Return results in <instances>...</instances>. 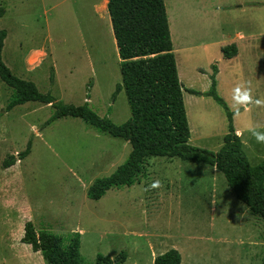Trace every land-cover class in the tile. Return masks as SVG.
Instances as JSON below:
<instances>
[{
	"label": "rangeland",
	"instance_id": "obj_1",
	"mask_svg": "<svg viewBox=\"0 0 264 264\" xmlns=\"http://www.w3.org/2000/svg\"><path fill=\"white\" fill-rule=\"evenodd\" d=\"M165 2L189 143L217 152L228 131L225 109L205 94L217 62V92L235 112L250 165L260 164L264 143L249 129L264 132V0ZM105 6L104 0H0V29L7 30L3 60L41 92L64 103H88L121 124L131 109L124 89L114 96L121 60ZM234 41L241 50L226 58L222 47ZM238 87L250 89V104ZM13 92L0 78V264H47L21 242L29 220L65 244L80 232L84 264L122 251V264H154L171 248L180 251L181 264H264V222L235 197L216 167L152 157L134 185L91 199L90 185L124 163L131 145L81 118L47 124L55 114L51 104L29 101L7 111ZM29 140L30 154L5 168L4 160L24 151Z\"/></svg>",
	"mask_w": 264,
	"mask_h": 264
},
{
	"label": "trees",
	"instance_id": "obj_2",
	"mask_svg": "<svg viewBox=\"0 0 264 264\" xmlns=\"http://www.w3.org/2000/svg\"><path fill=\"white\" fill-rule=\"evenodd\" d=\"M107 9L120 56L122 82L114 96L124 89L131 116L121 124L108 116H101L88 103L76 105L58 101L51 93L40 91L34 81L17 76L3 60L7 30L0 29V78L14 89L6 106L10 111L20 104L35 101L51 104L55 114L46 122L72 116L113 137L122 138L131 145L124 163L109 176L97 178L89 187L88 196L99 200L114 187L132 186L143 176L152 157L180 158L192 163L216 167L226 177L235 197L243 202L253 215L264 222V159L251 166L239 131L234 123L235 112L217 92L218 64H213L211 88L205 93L213 96L225 109L228 131L217 152L189 143L191 129L184 101V86L180 79L170 20L165 0H108ZM3 9H0V14ZM223 55L232 58L238 54L235 42L222 47ZM191 93H199L188 89ZM188 104V108H189ZM32 140L24 151L11 155L3 162L8 168L30 154ZM21 242L40 252L47 264H84L81 255V233L76 232L65 244V239L47 229L37 230L29 220L24 225ZM125 251L112 258L98 254L95 264H122ZM177 248L158 254L154 264H181Z\"/></svg>",
	"mask_w": 264,
	"mask_h": 264
},
{
	"label": "clouds",
	"instance_id": "obj_3",
	"mask_svg": "<svg viewBox=\"0 0 264 264\" xmlns=\"http://www.w3.org/2000/svg\"><path fill=\"white\" fill-rule=\"evenodd\" d=\"M237 92H244L245 96H244V100L246 103L250 104L252 102V97H251V92L250 89H248L247 87H238L236 89ZM252 132V135L255 137L256 141L258 143H264V132H258L255 131L254 129H249ZM156 186H159V182H156Z\"/></svg>",
	"mask_w": 264,
	"mask_h": 264
},
{
	"label": "crops",
	"instance_id": "obj_4",
	"mask_svg": "<svg viewBox=\"0 0 264 264\" xmlns=\"http://www.w3.org/2000/svg\"><path fill=\"white\" fill-rule=\"evenodd\" d=\"M104 1H106V2H108V0H104ZM108 8V7H107ZM110 16V15H109ZM110 20H111V18H109ZM172 34V33H171ZM240 36H241V39H244L246 36L244 35V34H240ZM114 42H116V39H114ZM235 43H237V45H238V42H236V41H234ZM174 43V42H173ZM240 47L238 46V54H239V52H240ZM35 51H41V52H44V53H46L45 51H43V50H37V49H35ZM175 52V51H174ZM237 129V128H236ZM237 131H239L238 129H237ZM155 259V258H154Z\"/></svg>",
	"mask_w": 264,
	"mask_h": 264
},
{
	"label": "bare ground",
	"instance_id": "obj_5",
	"mask_svg": "<svg viewBox=\"0 0 264 264\" xmlns=\"http://www.w3.org/2000/svg\"><path fill=\"white\" fill-rule=\"evenodd\" d=\"M105 8L107 9V2H106V6H105ZM179 34V33H178Z\"/></svg>",
	"mask_w": 264,
	"mask_h": 264
}]
</instances>
